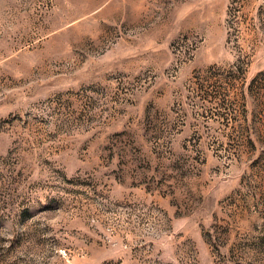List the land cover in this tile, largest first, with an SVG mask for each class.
Segmentation results:
<instances>
[{"label": "rangeland", "instance_id": "1", "mask_svg": "<svg viewBox=\"0 0 264 264\" xmlns=\"http://www.w3.org/2000/svg\"><path fill=\"white\" fill-rule=\"evenodd\" d=\"M0 264H264V0H0Z\"/></svg>", "mask_w": 264, "mask_h": 264}]
</instances>
